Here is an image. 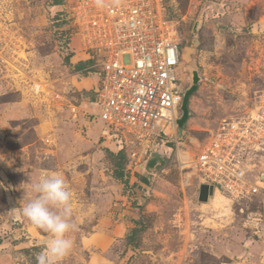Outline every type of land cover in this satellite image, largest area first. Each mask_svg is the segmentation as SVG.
Here are the masks:
<instances>
[{"label": "rangeland", "instance_id": "obj_1", "mask_svg": "<svg viewBox=\"0 0 264 264\" xmlns=\"http://www.w3.org/2000/svg\"><path fill=\"white\" fill-rule=\"evenodd\" d=\"M54 1L0 0V264H36L47 234L29 224L20 201L29 176L51 172L72 191L77 223L63 264H264V197L215 191L200 202L205 183L190 164L224 119L248 115L264 95V0H165L182 55L190 52L183 69L196 68L201 81L185 130H168L151 146L166 163L150 173V151L89 119L97 117L98 72L76 70L80 41L68 27L67 0ZM123 146L128 185L114 178L109 159ZM140 223L145 230L129 245ZM117 224V239L102 252L83 246Z\"/></svg>", "mask_w": 264, "mask_h": 264}, {"label": "built area", "instance_id": "obj_2", "mask_svg": "<svg viewBox=\"0 0 264 264\" xmlns=\"http://www.w3.org/2000/svg\"><path fill=\"white\" fill-rule=\"evenodd\" d=\"M64 14L80 41L79 61H92L81 71L98 72L97 117L89 119L145 154L168 130L176 133L189 75L165 0H67ZM190 164L215 191L234 199L264 197V95L248 115L224 119Z\"/></svg>", "mask_w": 264, "mask_h": 264}, {"label": "clouds", "instance_id": "obj_3", "mask_svg": "<svg viewBox=\"0 0 264 264\" xmlns=\"http://www.w3.org/2000/svg\"><path fill=\"white\" fill-rule=\"evenodd\" d=\"M20 201L21 211L29 224L47 234L45 247L36 254V264H63L74 246L72 234L73 194L59 172L29 176Z\"/></svg>", "mask_w": 264, "mask_h": 264}, {"label": "water", "instance_id": "obj_4", "mask_svg": "<svg viewBox=\"0 0 264 264\" xmlns=\"http://www.w3.org/2000/svg\"><path fill=\"white\" fill-rule=\"evenodd\" d=\"M189 54H190V52L187 51L186 55H184V56L182 55V59L184 57L188 58ZM185 70L190 72V76L188 77L189 85L184 92L183 100H182V103L180 106L181 115L177 119V133L179 131L185 130L186 124L190 118V108H189L190 98L197 91L198 85L201 81V76L199 74V71L196 68H194L192 70H190L189 68H186ZM167 146L170 148H174L175 143L174 142H168ZM165 163H166L165 154L160 153L158 151H153L150 153V157L147 160L146 170H147V172L150 173V172H152V170L156 166L164 165ZM144 177L149 180V177H147V175ZM214 193H215V189L212 185L202 184L200 187V192H199L200 202H204V203L208 202L210 197L214 196Z\"/></svg>", "mask_w": 264, "mask_h": 264}, {"label": "trees", "instance_id": "obj_5", "mask_svg": "<svg viewBox=\"0 0 264 264\" xmlns=\"http://www.w3.org/2000/svg\"><path fill=\"white\" fill-rule=\"evenodd\" d=\"M64 2H65V0H64ZM62 3H63V0H55L54 1V5H61ZM66 61H67V63H69L70 57H67ZM91 64H92V61L81 62L76 66V70L81 71ZM94 100H95V94H94ZM160 140H162V139H160ZM109 159L111 160V163L114 167V178L121 181V183L128 185L129 182L125 179L126 178L125 169H126V165L128 163V157H127L125 148L122 147L117 154H110ZM141 179L145 184L149 183V180L147 178H145L144 176H142ZM140 224H141L140 227L134 229L132 231L131 236L128 237L129 245H132L131 241H133L134 236L144 232L145 226L142 225V223H140Z\"/></svg>", "mask_w": 264, "mask_h": 264}, {"label": "crops", "instance_id": "obj_6", "mask_svg": "<svg viewBox=\"0 0 264 264\" xmlns=\"http://www.w3.org/2000/svg\"><path fill=\"white\" fill-rule=\"evenodd\" d=\"M127 219V218H126ZM126 219L124 221V223L128 226L129 222H126ZM120 225H116L114 228L112 229H103L102 232L93 234L89 237H85V239L83 240L82 244H84L83 246L90 248V247H94L99 249L101 252L108 248L109 246H111L113 244V242L117 239V228ZM261 239H263L264 241V236L262 237L261 235ZM263 262H264V253L262 256Z\"/></svg>", "mask_w": 264, "mask_h": 264}, {"label": "bare ground", "instance_id": "obj_7", "mask_svg": "<svg viewBox=\"0 0 264 264\" xmlns=\"http://www.w3.org/2000/svg\"><path fill=\"white\" fill-rule=\"evenodd\" d=\"M183 159H187V157H184ZM185 163H188V161L186 162V160H185Z\"/></svg>", "mask_w": 264, "mask_h": 264}]
</instances>
